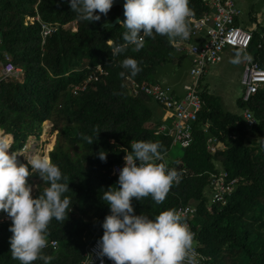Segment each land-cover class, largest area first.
Segmentation results:
<instances>
[{
	"label": "trees",
	"instance_id": "1",
	"mask_svg": "<svg viewBox=\"0 0 264 264\" xmlns=\"http://www.w3.org/2000/svg\"><path fill=\"white\" fill-rule=\"evenodd\" d=\"M189 7L196 18L210 11L202 0H189ZM119 14L120 7H113L100 21L89 23L79 19L68 0H0V59L8 53L22 69L20 78L0 81V129L7 134L0 133V138L10 140L12 135L10 149L18 152L29 137H40L46 121H52L53 130L59 129V133L48 154L69 182L65 194L70 199L69 214L65 221L53 219L48 226L47 238L56 239L59 246L43 250L44 255L53 257L50 264H81L87 246L103 235L102 223L110 208L101 196L117 183L113 166L131 152L132 143L152 141L162 145V162L187 173L180 175L179 183L170 188L161 204L151 196L134 198L135 214L154 218L164 210L195 204L192 225L198 233L196 245L206 257L199 264H264V89L247 103L242 97L238 100L239 110L248 106L258 120L249 130L241 111L227 110L204 83V77L201 96L205 104L194 124L193 142L181 157L167 163L165 156L175 142L170 129L156 127L155 102L142 85L163 84L157 78L159 68L181 64L186 57L177 53L167 36L155 33L145 38L139 51L129 45L125 52L113 56V48L124 43L126 29L120 23L103 26ZM74 21L76 30L63 27ZM43 23L61 25L45 42ZM250 23H257V27L252 31L249 53L264 66V50L258 47L264 25L255 17ZM188 25L191 35L190 17ZM243 27L249 29L246 22ZM127 57L136 59L141 68L135 76L121 67ZM99 64L108 75L75 95L73 87L85 81ZM127 78L141 84L139 93L131 91ZM211 135L224 144L215 153L208 150ZM86 136L93 144L84 139ZM69 147L80 152L73 155ZM100 151L107 152L105 161L99 158ZM222 169L239 182L226 195L225 203L214 202L209 207L212 174ZM32 177L39 175L27 178L31 185ZM43 183L34 196L48 186ZM10 225L11 221L0 224V264H20L11 256Z\"/></svg>",
	"mask_w": 264,
	"mask_h": 264
},
{
	"label": "clouds",
	"instance_id": "2",
	"mask_svg": "<svg viewBox=\"0 0 264 264\" xmlns=\"http://www.w3.org/2000/svg\"><path fill=\"white\" fill-rule=\"evenodd\" d=\"M68 2L80 20L95 23L108 14L114 0ZM191 15L189 0H125V19L120 22L126 29L124 43L116 45L112 55L125 52L129 45L139 51L144 38H152L154 33L167 36L172 44L187 40L190 36L188 17ZM240 59L241 53L237 52L231 62L237 64ZM121 67L132 76L141 71L138 61L132 57L125 58ZM84 139L93 144L90 137ZM12 142L0 138V211L11 219V256L20 264H33L37 260L50 264L53 257L43 253L47 246L48 226L53 219L65 221L69 214L70 199L65 195L69 182L47 155H28L27 163L22 154L17 159L23 148L12 152ZM130 147L131 152L124 156L125 165L115 187H108L101 196L110 213L102 223L103 235L98 241L100 256L114 264H198L197 253L193 250L194 234L178 210L167 209L151 218L135 214L132 203L134 198L142 200L149 196L156 204L163 203L170 188L179 183L178 171L162 162L163 148L159 142L138 141ZM98 155L101 161L107 158L106 151H100ZM33 173L48 185L39 196L33 195V186L27 182Z\"/></svg>",
	"mask_w": 264,
	"mask_h": 264
},
{
	"label": "built area",
	"instance_id": "3",
	"mask_svg": "<svg viewBox=\"0 0 264 264\" xmlns=\"http://www.w3.org/2000/svg\"><path fill=\"white\" fill-rule=\"evenodd\" d=\"M210 11L206 12L202 17L196 18L190 16V21L193 24L191 35L187 40L173 41L179 55H184L191 61L190 66V80L184 85V95L178 97L174 88L169 84L148 83L142 85V90L150 95L157 107L166 110L170 113L174 120L172 128V136L175 143H180L183 148L189 147L193 142V129L199 113L202 111L205 104L201 96L202 80L208 74L209 68L218 65L224 59L228 49H237L243 51L248 56V61L244 69L242 78L243 94L242 100L247 103L251 98L261 89H264V66L249 53V48L253 40L254 29H245L242 22V9L237 5L236 0H202ZM32 17L31 20H34ZM36 19L40 20V17ZM76 22H71L63 25L64 28L71 27L76 30ZM61 27L60 24H42V36L45 42L46 38L52 35ZM145 40V38H144ZM258 47L264 50V36L263 41L259 43ZM108 75L106 68L99 64L88 75L87 79L82 83L75 85L72 92L77 95L85 92L89 87L102 80L104 76ZM22 76V69L17 67L11 56L4 53L1 59L0 81L9 78H20ZM130 80L129 85L132 92L135 94L141 90L140 85L135 80ZM242 115L249 127L252 129L258 120L253 111L247 106L242 110ZM210 126L207 123L206 127ZM220 146L219 140L215 136H210L208 139V150L215 153ZM28 150L26 145L17 156L20 159L21 153ZM125 165L124 157L122 162L116 163L113 166V175L119 176V172ZM179 176L186 174V169H181ZM239 178H231L228 171L222 169L219 173L212 174L210 180V187L212 188V197L210 198L209 207L214 202H226V195L231 194ZM178 211L183 216L186 223L189 225L194 234L193 250L197 253L198 264L203 256L197 249L196 241L198 233L193 229L192 221L195 218L197 207L195 204L182 205ZM0 224L5 221H11L8 215L0 211ZM100 238L94 239L88 246L83 255L81 264H114L113 261L107 257H102L99 254L98 241ZM59 243L56 239L47 238V246L44 250L53 248L57 249Z\"/></svg>",
	"mask_w": 264,
	"mask_h": 264
},
{
	"label": "rangeland",
	"instance_id": "4",
	"mask_svg": "<svg viewBox=\"0 0 264 264\" xmlns=\"http://www.w3.org/2000/svg\"><path fill=\"white\" fill-rule=\"evenodd\" d=\"M237 5L242 9L243 15L241 18L247 22V19L252 14L256 16L259 20H264V0H236ZM245 22H243L244 24ZM259 23V22H258ZM257 24V23H256ZM76 26V25H75ZM253 27V26H252ZM77 29V26H76ZM241 53L240 62L233 64L231 61L235 58L236 53ZM246 57V58H245ZM248 61V56L245 52L237 49H228L225 54L224 60L218 65L211 66L209 68V73L204 80V83L209 85L211 93L218 96L221 100L223 106L232 112H238V100L242 97L243 94V84L242 78L244 74V69ZM190 66L191 61L185 58L181 64H167L159 68L161 72L158 77L163 78L159 79L160 81H166L165 83H170L173 85V81L177 82L178 85H182L184 81L190 80ZM0 68H1V59H0ZM188 80V81H189ZM242 111V110H241ZM54 123L52 121H46L44 123V130L39 138L31 136L28 139L27 146L33 147L30 145L35 143L36 149L31 153L39 155H48L51 152L56 144L59 129L53 130ZM44 138V139H43ZM11 141V139H10ZM34 149V148H33ZM51 149V150H50ZM70 153L76 155L80 152L79 149L68 148ZM10 150V149H9ZM29 151V147L27 152ZM45 151V152H44ZM10 152V151H9ZM184 148L180 143H174L165 156L167 163L175 161L177 158L183 155ZM22 155L26 154V151L21 153ZM20 155V153L18 154ZM50 158V156H49ZM22 163V161H18ZM33 195L38 191V185L43 183V180L40 177L33 178ZM2 216V214H0Z\"/></svg>",
	"mask_w": 264,
	"mask_h": 264
},
{
	"label": "crops",
	"instance_id": "5",
	"mask_svg": "<svg viewBox=\"0 0 264 264\" xmlns=\"http://www.w3.org/2000/svg\"><path fill=\"white\" fill-rule=\"evenodd\" d=\"M236 2H237V1H236ZM254 17L257 18L256 16H254V15L251 14V15L249 16V18L247 19V22L244 20V18H242V21H243V22H246V24H248V28H249V29H255V28L257 27V24H256V23H253V24L250 23V20H251L252 18H254ZM257 22H259L260 24L264 25V20H263V22H262V19L259 20V19L257 18ZM243 25H244V24H243ZM252 26H253V27H252ZM224 58H225V56H224ZM223 60H224V59H223ZM208 73H209V72H208ZM160 74H161V72L158 71V74H157V78H158V80H159V79H163V78L158 77V75H160ZM207 75H208V74H207ZM207 75L205 76V78L207 77ZM189 76H190V75H189ZM188 80H189V79H188ZM188 80L184 81L182 85H178L177 82H175V81H173V85L170 84V83H165L166 81H160V80H159V82H162V83H165V84H169V85H171V86L174 88V91H175L176 95H177L178 97H182V96L184 95V85H185V83L188 82ZM203 84H204V83H203ZM209 89H210V87H209ZM241 110H243V109H240L239 111H241ZM239 111H238V112H239ZM241 113H242V111H241ZM154 118H155V120H156V124H157L156 127H157L160 131H164V130H166V129H170L171 132H172L173 123H174L173 118L171 117L170 113H168L166 110L158 108L156 103H155V117H154ZM0 133H1L2 135H7V134L4 133V131H3L2 129H0ZM12 141H13V136L11 135V142H12ZM219 143H220V146H224V144H223L222 142L219 141ZM30 145H34V146H33V147L28 146V147H29V151L26 152L25 155H23V160H24L25 163H27V157H26V156L31 155V153H32L33 151H35V149L37 148L36 145H38V143H37V144L32 143V144H30ZM33 148H34V149H33ZM10 152H11V151H10ZM36 154H38V153H36ZM33 178H34V177H32L31 179L33 180ZM33 183H34V180H33ZM33 183H32V184H33Z\"/></svg>",
	"mask_w": 264,
	"mask_h": 264
},
{
	"label": "water",
	"instance_id": "6",
	"mask_svg": "<svg viewBox=\"0 0 264 264\" xmlns=\"http://www.w3.org/2000/svg\"><path fill=\"white\" fill-rule=\"evenodd\" d=\"M124 3H125V0H114L113 6L111 8L117 7V6L120 7V14L111 23H107L103 27H105L106 25L107 26L108 25L109 26H115L125 19V17H124Z\"/></svg>",
	"mask_w": 264,
	"mask_h": 264
},
{
	"label": "bare ground",
	"instance_id": "7",
	"mask_svg": "<svg viewBox=\"0 0 264 264\" xmlns=\"http://www.w3.org/2000/svg\"><path fill=\"white\" fill-rule=\"evenodd\" d=\"M44 139V138H43ZM45 152V151H44Z\"/></svg>",
	"mask_w": 264,
	"mask_h": 264
}]
</instances>
